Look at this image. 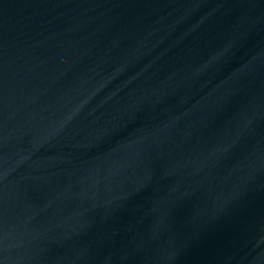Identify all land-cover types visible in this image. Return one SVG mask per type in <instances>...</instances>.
<instances>
[{
	"label": "water",
	"instance_id": "95a60500",
	"mask_svg": "<svg viewBox=\"0 0 264 264\" xmlns=\"http://www.w3.org/2000/svg\"><path fill=\"white\" fill-rule=\"evenodd\" d=\"M0 264H264V0H0Z\"/></svg>",
	"mask_w": 264,
	"mask_h": 264
}]
</instances>
